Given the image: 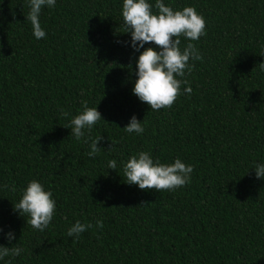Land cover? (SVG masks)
Instances as JSON below:
<instances>
[{
    "label": "trees",
    "instance_id": "trees-1",
    "mask_svg": "<svg viewBox=\"0 0 264 264\" xmlns=\"http://www.w3.org/2000/svg\"><path fill=\"white\" fill-rule=\"evenodd\" d=\"M163 3L204 17L198 40L179 37L203 59L177 77L189 83L170 108L151 110L132 91L144 49L131 47L123 0L42 6L41 39L29 0H0V245L22 248L0 264H264V179L253 169L264 164V0ZM84 101L102 119L76 140L69 125ZM133 115L142 134L124 130ZM89 136L103 137L93 157ZM141 151L192 165L190 182L159 192L126 183ZM32 180L55 200L43 232L14 210ZM76 221L93 227L69 237Z\"/></svg>",
    "mask_w": 264,
    "mask_h": 264
},
{
    "label": "clouds",
    "instance_id": "clouds-1",
    "mask_svg": "<svg viewBox=\"0 0 264 264\" xmlns=\"http://www.w3.org/2000/svg\"><path fill=\"white\" fill-rule=\"evenodd\" d=\"M56 0H29L30 11L26 17L31 22L33 34L37 39L44 38L46 33L42 29L39 16L42 6L54 7ZM152 5L147 0H123L122 16L127 28L126 33L131 35V47L135 51L144 49L136 62L138 79L132 89L133 93L140 101L147 103L151 110L170 108L180 94L181 84H188L187 80H180L177 77H184L185 70L191 72L194 65L189 64V60H202L198 49L189 43L181 51V40L184 36L191 41L198 40L205 34V20L197 10L192 7H184L182 10H173L166 6L163 0H156V13L152 11ZM154 43L160 49L157 51L153 47L145 48V44ZM260 68L264 71V63H260ZM184 91L191 94V87H186ZM88 102H83V111L74 116L69 128L71 135L76 140L85 137V130L91 128L99 120L102 114L97 107H88ZM64 117L70 113L63 112ZM135 115L124 127L128 133L142 134L144 127ZM91 140V151L89 157L95 156L101 147L98 144L103 137L92 139L90 136L85 140ZM116 161L108 162V169L116 170ZM255 175L258 179H264V164H254ZM192 165H185L179 158L170 165L162 164L159 161L154 163L149 152L141 151L138 155H133L124 165V178L126 183L138 185L141 190L155 189L174 190L190 182V174L193 172ZM15 190V189H13ZM14 210L20 215L28 214V223L35 229L43 232L53 219L55 211V200L50 191H45L42 184L37 180L28 183L22 194L20 201L14 205ZM96 226L103 227V221L97 220ZM93 227L91 223L82 224L76 221L67 232L69 237L78 238L81 233ZM2 231V229H0ZM9 243L15 239L14 233L7 234ZM22 252L20 247H5L0 245V259L6 256H19Z\"/></svg>",
    "mask_w": 264,
    "mask_h": 264
}]
</instances>
